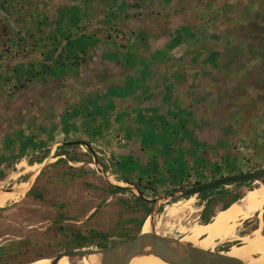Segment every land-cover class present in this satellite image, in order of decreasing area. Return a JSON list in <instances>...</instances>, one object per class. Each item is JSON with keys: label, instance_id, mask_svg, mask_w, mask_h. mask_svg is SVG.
I'll return each mask as SVG.
<instances>
[{"label": "rangeland", "instance_id": "obj_1", "mask_svg": "<svg viewBox=\"0 0 264 264\" xmlns=\"http://www.w3.org/2000/svg\"><path fill=\"white\" fill-rule=\"evenodd\" d=\"M133 73L142 76L139 81L129 75ZM149 80L156 89L139 95L138 115L130 110L136 99L124 100L125 91L130 85L143 88ZM166 88L169 102L159 93ZM99 93L113 99L111 107L120 113L113 117ZM103 107L112 120L95 114ZM153 111L161 118L148 140L145 123ZM126 113L132 118L123 123ZM114 131L129 136L133 131L130 143L143 147L139 155L145 158L157 142L152 150L164 152L161 170H167L168 159L176 167L175 186L218 178L232 162L234 173L264 167V0H0V195L24 189L0 207V264L99 248H73V236L92 229L107 234L109 247L126 232L136 233L133 219L144 216L135 209V193L109 189V180L123 184L114 180L108 159L112 141L105 137ZM84 135L90 147L74 148L81 161L48 167L57 159L58 143L83 141ZM159 142L172 146L162 148ZM53 144L46 165L35 161ZM94 157H105L107 169ZM71 167H79L81 175ZM122 167L126 169L124 161ZM163 184L166 189L158 192L171 190L168 181ZM254 184L224 186L240 196L229 206ZM226 200L215 199L210 220L224 218L229 206H220ZM180 202L188 204L178 208ZM148 204L155 211L147 232L181 239L204 224L197 194ZM168 205L173 210L169 216ZM263 212L241 221L238 233L245 241L227 240L213 250L227 252L251 241L263 245L257 234L260 229L264 235ZM195 221L200 223L194 226ZM149 249L148 244L143 248Z\"/></svg>", "mask_w": 264, "mask_h": 264}, {"label": "water", "instance_id": "obj_2", "mask_svg": "<svg viewBox=\"0 0 264 264\" xmlns=\"http://www.w3.org/2000/svg\"><path fill=\"white\" fill-rule=\"evenodd\" d=\"M72 144L82 143L88 147L90 144H85L84 141H72ZM62 144V143H58ZM57 144H53L49 148V153L54 149ZM49 155V154H48ZM47 158H44L39 164H47ZM96 162V158L94 157ZM38 172V170H37ZM30 177V176H29ZM29 180V178H28ZM27 180V181H28ZM120 181L124 186L114 184L109 180L110 185L118 188H124V190L133 191L135 195L141 199L154 203L155 206H159L162 201L166 199H174L181 196H191L194 194H199L201 192L211 191L220 186H226L233 183L249 182V181H259L264 186V167L247 171L239 172L233 174L223 175L221 177L202 182L200 184H195L190 187H184L176 191H170L162 193L160 196H152L146 191L139 190L131 182L123 180ZM25 181V182H27ZM31 183V182H30ZM147 195H149V198ZM155 209H151L150 213L154 214ZM173 237H168L155 232L154 230L148 232H139L135 237L119 242L111 247L107 248H94V249H73L69 251L58 252L57 254L48 257L50 264H56L61 257H67L70 264H75V261L81 260L86 255L100 254V264H129L130 259L138 254H150L154 255L161 260L170 264H247L235 256H231L227 253H222L224 251H213L212 249H202L194 247L192 245H185L182 247V243ZM148 244L149 251H144V246Z\"/></svg>", "mask_w": 264, "mask_h": 264}, {"label": "bare ground", "instance_id": "obj_3", "mask_svg": "<svg viewBox=\"0 0 264 264\" xmlns=\"http://www.w3.org/2000/svg\"><path fill=\"white\" fill-rule=\"evenodd\" d=\"M112 182V181H111ZM113 183V182H112ZM116 184V183H114ZM123 185V184H118ZM18 187V186H17ZM23 187V186H20ZM23 188L19 192L15 190H9L7 193L0 195V207L4 206L7 201L16 199L21 196ZM244 197L240 202H235L231 204L224 213V218L221 220H210L197 226L196 230H191L185 236L181 237L179 240L183 246L192 245L194 247L202 249H212L213 246L219 243H223L227 240H246L247 237L240 236L238 233L241 221L247 220L255 216L256 212L259 210L263 211L264 208V186L261 182L255 181L254 186L246 189L243 193ZM239 200V199H238ZM237 200V201H238ZM153 213V212H152ZM261 215V214H260ZM153 214H150L143 226V232H147L148 221L152 218ZM257 234L262 235L261 239L264 240V235L261 233L260 229ZM240 242L239 244H241ZM264 243V242H263ZM237 245V244H235ZM230 251L224 252L236 258H242L248 254L258 253L261 248H264V244L261 245L260 242L255 243L251 241L248 244H244L238 249L234 247ZM214 251V250H213ZM67 257H61L56 264H70ZM247 264H264V250L259 254H253L249 256V259L243 260ZM75 264H100V254L86 255L81 260L75 261ZM25 264H50L49 258H42ZM129 264H170L154 255L141 254L138 253L134 255Z\"/></svg>", "mask_w": 264, "mask_h": 264}, {"label": "trees", "instance_id": "obj_4", "mask_svg": "<svg viewBox=\"0 0 264 264\" xmlns=\"http://www.w3.org/2000/svg\"><path fill=\"white\" fill-rule=\"evenodd\" d=\"M62 36H64V30L62 31ZM83 38L85 39V36ZM115 57H117L116 54H115ZM133 74H135V73H133ZM133 74H129V75L133 79H135L137 81H139L138 80L139 77H142L141 75L138 76V74H135L136 76H134ZM147 76L150 78V74H147L146 77ZM152 81L153 80H149L148 83L145 84L144 88H141V86L133 87L132 85H130L128 90L125 91V96L126 97H131V98L133 96V99L134 100L136 99V102L133 101L134 104L135 105H140L139 103H141L142 100L139 101V99H141L142 96L147 93V88L152 86V85H155L154 81H153V83H152ZM125 84H126V82H124L123 85L125 86ZM140 94H142L141 98L139 97ZM166 122H169V121L166 120ZM163 124H164V122H163ZM75 141H82V140H75ZM83 141L85 142V144H91V142L89 140H83ZM71 142H72V140L68 141V142L65 141L64 143H62V145L57 146V150L55 151L56 152L55 156L57 157V159L55 160L54 163L48 165V167L55 166V165H60V164L68 165L67 160L68 161L70 160V161H73V162L81 161V159H82L81 156H80L81 153H76L75 150H74V148L76 146H78V144H72ZM170 143L171 142H168L166 144V146L167 147L172 146ZM48 153H49V147L43 148V152L40 155L36 156V160L35 161L41 162L47 156ZM62 155H64L67 158L61 157ZM19 156H20V154H17V155H14L13 158H19ZM108 159H109L110 162H112L114 164V166H116L117 162H116V159H115L113 153L109 154ZM8 161H11V159L7 158L6 162H8ZM0 162H1V160H0ZM101 163L102 164H100V165L102 167H104V169H107L105 162L103 163L101 161ZM233 163L234 162L228 164L229 167H228V169H226L225 173L221 172L220 174H218V176L221 177L223 175L233 174L234 172H236L235 170H233ZM67 167L69 168V171H70V167L69 166H67ZM116 169H118V168H116ZM71 170L72 171H78L77 176L81 175L79 167L78 168L77 167L76 168L71 167ZM188 170H189V167H188ZM189 171L186 173V176L187 177L189 176L188 178H190L191 175H192V174H190ZM114 174H116V172ZM0 175H2V170H0ZM117 177H118L119 180L121 179L123 181L131 182V180H129L128 178L124 177V179H123L122 177H120V175L117 176ZM215 178H217L216 175L212 176L210 178H207V180H204V181L196 179V180H194L193 185L200 184L202 182L208 181L209 179L212 180V179H215ZM174 179H175V173H172L170 178L169 177L166 178V181H168V184L171 186V188H170L171 190H169L168 192L176 191L179 188L186 186V185L175 186L174 185ZM131 184H133L139 190L147 191V193H149L150 195L151 194L152 195H156L158 193L157 185L153 186V182L151 180H147L145 182V184H142L140 180L134 181V183L131 182ZM222 188H223V186H220V187L215 188V189H213L211 191L201 192V193L197 194L199 196V198H200V204L203 205V207H202V209L200 210V213H199V221L200 222H202V223L208 222L210 220V218L214 215L216 210H212V209H214V201H215L216 198H223L224 196L228 197V200L222 202V204L220 206L221 209L222 208H224V209L227 208L232 201L240 198V196L237 193L226 192ZM109 189L112 192L125 191L124 188H118V187H114L112 185L109 186ZM212 193H215V195H212ZM208 195H211V196L207 197ZM132 197L136 201H138V203L137 204L135 203V205H134L135 209H137L138 211L142 210L144 217L139 216V217L133 219V221H137L138 222L136 233L134 235L133 234L130 235V234H127L128 232H126L125 235H124L126 239L133 238L136 234H138L140 232L142 223L144 222L145 218L149 215V213L151 211V206H149L147 201L141 199L140 197H138L135 194H132ZM184 197L186 198V197H189V196H184ZM180 204L181 205H187L188 202H181ZM263 214H264V212H263ZM255 228H256V226L253 229H255ZM263 233H264V231H263ZM106 239H107V234L106 233L100 232V231H96V230H93V229L89 230L88 234H86V235H81L79 233H76L73 236V238H72V242L76 245V247H73V248L86 247V246L91 245V244H94L95 246H98L99 248H107V247H109V244L107 243Z\"/></svg>", "mask_w": 264, "mask_h": 264}, {"label": "crops", "instance_id": "obj_5", "mask_svg": "<svg viewBox=\"0 0 264 264\" xmlns=\"http://www.w3.org/2000/svg\"><path fill=\"white\" fill-rule=\"evenodd\" d=\"M154 89H156V85H152V86L148 87L147 88V93L149 95H150L151 92L154 93L155 92ZM163 90L164 89L159 90V93L162 94L163 97L169 102L171 100V98H169V94H168V92L170 91V88H168V89L166 88L167 91H165V92ZM99 97H100V99L102 98L103 102L107 104L106 106L108 107V109L111 110V113H112L113 117H114V114H119L120 113L119 111L115 110L116 108L111 107L113 99H110V98L106 99V97L102 93H99ZM181 97L186 99V95L185 94H182ZM132 98H133V96H132ZM89 99L93 101L94 97L92 96ZM125 99H127V102H129L131 97H126V98H124V100ZM167 101H166V104H168ZM132 103H133V107L132 108L130 107V110L138 112V115L141 114L140 111H142V108L139 105H135L134 102H132ZM122 105L125 106L124 101H123ZM149 108H150V106L147 109H149ZM108 109H104V107H103L101 112L98 113L96 111L95 114H97V115L101 114L102 117L105 119V121L112 120L110 118V114L111 113L108 112ZM166 109H167V107L165 108V111H166ZM92 111H93V108H92ZM152 114L155 115L154 111H153ZM136 116L137 115H135V118H136ZM166 116H167V114H166ZM127 117H129V115H127V113H126L125 116L121 119V122H122V120H123V123L130 122L132 117L131 118L129 117L130 118L129 120L127 119ZM160 118L161 117L159 116V113H157L153 117V119L150 121V123H145V127H148V131L146 133L150 137L148 140H150L152 138L151 132H152L153 128L156 126V124L159 122L158 119H160ZM157 120H158V122L155 123ZM144 131H146V128H144ZM132 132L133 131H130V136H129V134L127 132H125V131H124V133H120V131H114L112 134H110V135L105 137L106 139H109V141L110 140L112 141L111 142V144H112L111 151H112V153H113V155H114V157L116 159V162H117L116 166H114V169H115L117 175L116 174H112V176L114 178H116L117 180H119L117 176L120 175V177H122L123 179H124V177L128 178L133 183H134V181L140 180L142 184H145V182L147 180H151L153 182V186L157 185V190L158 189H166V187L163 184V181H166V178H168V177L170 178L172 173H174L172 171H174L175 168H176L175 166H170L169 165V162H171L172 159L171 160L168 159V167H166L167 170H165V169L161 170L162 167H163L161 162H162V160H164V152H157V151H153L152 150V149L156 148L155 145L157 144V142H152L151 143V147H149V149H150V152H152L153 154L150 153L149 156L145 158L144 155H139L140 151H143V147H141V146L137 147V146L133 145L134 143L133 144L130 143ZM117 133L120 134L121 136H118ZM112 136H115V138L117 137L116 141H115V139L114 140L112 139ZM124 136H127L128 139H126ZM83 137H82V139L89 140V139H87V137L85 135ZM122 137L125 138V140H126L125 144H120L121 140L123 139ZM59 141H61V140H57L56 143L59 142ZM89 141H91V140H89ZM159 144H160V146L162 148L164 146L167 147L166 145H164V142L163 143L159 142ZM163 150H165V149H163ZM123 161H124V163H126V169H123L124 167H122V162ZM116 168H118V169H116ZM175 179H174V182H175ZM123 182H125V181H123ZM160 185H161V187H159ZM157 194L161 195L162 193L158 192ZM178 208H184V207L179 206ZM165 209H167L169 211L167 213V215L168 216L171 215V213L173 211L172 208L167 206ZM179 212L180 211H178V213ZM153 217H154V214H153L152 218ZM146 220L147 219L145 218V220L143 222V226H144V223H145ZM198 223H200V222L198 221ZM198 223L195 221L193 224L195 226Z\"/></svg>", "mask_w": 264, "mask_h": 264}, {"label": "flooded vegetation", "instance_id": "obj_6", "mask_svg": "<svg viewBox=\"0 0 264 264\" xmlns=\"http://www.w3.org/2000/svg\"><path fill=\"white\" fill-rule=\"evenodd\" d=\"M47 156H48V155H47ZM47 156H46L45 158H47ZM62 156L65 157L64 155H62ZM62 156H61V157H62ZM96 161H97L99 164H102V163H101V161H102L103 163L105 162V164L108 165L107 160H105V157H98V159H97ZM102 168H103V167H102ZM105 170H106V169H105ZM39 174H40V173H39ZM113 174H114V173H113ZM180 203H181V202H180ZM59 205L61 206V205H63V204L60 203ZM181 207H185V205H181ZM149 215H150V214H149ZM149 215H148V216H149ZM148 216H147V217H148ZM147 217H146V219H147ZM136 235H137V234H136ZM136 235H135V236H136ZM135 236H134V237H135ZM240 236L242 237V236H244V235H240ZM107 237H108V236H107ZM130 239H131V238H130ZM126 240H129V239L123 238V240H121L120 242H123V241H126ZM118 243H119V242H118ZM115 244H117V243H115ZM115 244H113V245H115ZM113 245H111V246H113ZM111 246H110V247H111Z\"/></svg>", "mask_w": 264, "mask_h": 264}, {"label": "clouds", "instance_id": "obj_7", "mask_svg": "<svg viewBox=\"0 0 264 264\" xmlns=\"http://www.w3.org/2000/svg\"><path fill=\"white\" fill-rule=\"evenodd\" d=\"M81 142V141H80ZM78 145H83L82 143H79ZM59 146V145H58ZM88 147V146H87Z\"/></svg>", "mask_w": 264, "mask_h": 264}]
</instances>
